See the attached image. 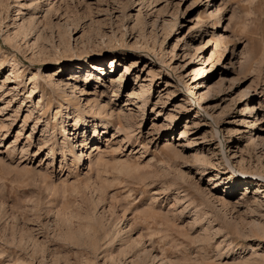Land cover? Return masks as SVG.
Returning <instances> with one entry per match:
<instances>
[{"label":"rangeland","instance_id":"374dc122","mask_svg":"<svg viewBox=\"0 0 264 264\" xmlns=\"http://www.w3.org/2000/svg\"><path fill=\"white\" fill-rule=\"evenodd\" d=\"M0 264H264V0H0Z\"/></svg>","mask_w":264,"mask_h":264},{"label":"bare ground","instance_id":"6f19581e","mask_svg":"<svg viewBox=\"0 0 264 264\" xmlns=\"http://www.w3.org/2000/svg\"><path fill=\"white\" fill-rule=\"evenodd\" d=\"M218 11H220L219 10V8H218ZM194 22H196V24L198 25V24H200L202 21H201V17L200 18H196L195 20H194ZM115 63L114 62H112V64H111V66L112 65H114ZM98 70H101V69H98ZM72 78H77V76L76 75H74V74H72ZM74 80V79H73ZM84 83L85 84H87V80H86V78H84ZM83 101H85V99L83 100ZM140 102H142V103H144L145 102V100L144 99H142V97H141V100H140ZM86 104H87V102H86ZM85 104V105H86ZM140 104L139 103H136V109L137 108H141V109H143V107L144 106H140ZM135 108H134V110H135ZM91 114H92V116L93 117H101V118H103L104 119V124H103V126L105 125V123H107V126L106 127H104V129L102 130V136H107V130L108 129H111L112 127H114V125L115 124H117L118 125V131H120L121 129H122V127H121V124H120V118H119V115L117 116V115H113V113H107V112H104L103 111V109L98 105V104H96V103H93L92 104V107H91ZM130 115H133V114H129V116ZM117 131V130H116ZM94 134H95V128H94ZM117 134L119 133V132H116ZM96 136H99V134L98 135H96ZM185 135H184V133H182V132H180V134L178 135V137L179 138H182V137H184ZM89 150V149H88ZM51 155V154H50ZM83 156L82 155H80V154H78V156L76 157V164H77V167H76V169L78 168V165L80 164V162H81V158H82ZM236 174H241V175H244L245 173L244 172H238V173H236ZM235 174V175H236Z\"/></svg>","mask_w":264,"mask_h":264}]
</instances>
